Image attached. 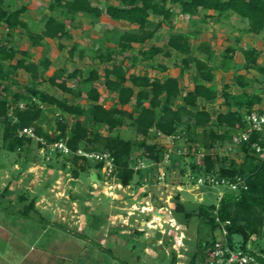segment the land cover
<instances>
[{
    "label": "trees",
    "instance_id": "obj_1",
    "mask_svg": "<svg viewBox=\"0 0 264 264\" xmlns=\"http://www.w3.org/2000/svg\"><path fill=\"white\" fill-rule=\"evenodd\" d=\"M4 1L0 0V24L6 29L5 37L0 38L1 145L7 151L18 154L25 152L34 139L25 133L19 134V130L31 127L35 135L45 141L44 144L34 141L38 148L42 146L47 149V144L62 140L69 153L52 150L51 155L56 158L63 156V167L67 162L74 177H78L81 171L88 173L93 169L96 181H103L102 162L93 161V164L87 165L86 162L90 160L77 154L76 150L106 151L113 159L114 179L120 185L127 186L139 170L133 168L137 159L159 161L162 158L163 143L151 139L149 130L154 128L164 134H179L187 144L190 173H212L229 179L241 176L246 186L238 190L224 189L217 205L199 203L195 211L184 210L179 201V192L174 194V212H183L185 217L199 215L209 225L211 238L197 241L196 250L187 264H206L207 249L217 239L221 226L226 229L225 240L231 247L253 251L248 246L251 236L264 235V152L259 157L251 143L258 140L264 147V134L253 131L248 141L237 146L242 154L241 159L237 161L231 157L226 165L223 161L216 163L218 157L213 148L215 142L230 141L231 135L243 128V115L253 109L255 103H260L261 97L247 91L249 79L243 74H234V82L242 88L240 92L229 91L227 82L217 88L214 82L216 66L210 64L213 50L208 42L202 41L194 47L187 33L176 30L168 32L163 45L151 40L162 23L171 27L175 12L191 17L201 10L205 16L216 17L234 12L246 19L248 31L259 33L264 30V0H104L103 6L93 0H50L48 10L57 13L48 15L38 31L30 30L23 18L22 13L26 10L24 4L10 7L5 6ZM174 6L178 7V11L174 10ZM77 14L87 17L91 23H96L104 14L112 21L128 24L125 28L104 30L105 40L112 41L113 45L103 48L99 44L93 48L90 59L97 60L100 67H90L85 76L80 67L71 70L58 67L45 76L51 59L40 56L32 60L28 49H21L13 42L15 33L22 32L27 35L31 45L39 44L44 38L72 39L71 25L66 20H71ZM59 46L62 44L59 43ZM135 49L129 57L127 52ZM195 50L202 52L203 57L198 56ZM75 51L79 58L84 55L83 46L72 40L68 56L72 57ZM172 52L180 56L177 63L179 76L185 71L193 72L192 87L189 89L180 86L178 75L159 77L130 70L138 59L153 60L157 54L170 56ZM242 53L244 68L258 71L264 82V63L257 60L256 48H245ZM226 54L222 59L227 58L224 57ZM127 57L130 58L129 65L125 61ZM223 63L224 60L221 61ZM156 66L160 70L165 69L162 64ZM18 70L27 72L31 83L25 84L22 90L13 91L8 98L11 84L8 82H16ZM74 78H78L83 86L70 85L68 80ZM41 81H48L71 94L73 99L40 89L37 84ZM96 81L115 94L110 105L101 100V93L94 85ZM216 98H222L226 110L218 109L213 115L210 103ZM21 101L23 107L18 106ZM47 108L59 110L51 130L43 126ZM256 110L264 112V107ZM64 114L71 116L72 120H66ZM123 125L135 131L134 139L113 132ZM198 147L203 148L200 156L196 154ZM136 148L141 151L134 156L132 154ZM179 155H172L171 160ZM45 159L49 160L50 156ZM179 173L184 174L185 169L180 168ZM21 196L26 195L22 193ZM34 203L33 197L23 204L19 212L29 214L35 211ZM257 258L260 264H264L262 255L259 254ZM170 259L174 262V255Z\"/></svg>",
    "mask_w": 264,
    "mask_h": 264
},
{
    "label": "rangeland",
    "instance_id": "obj_2",
    "mask_svg": "<svg viewBox=\"0 0 264 264\" xmlns=\"http://www.w3.org/2000/svg\"><path fill=\"white\" fill-rule=\"evenodd\" d=\"M49 1L50 0H5L4 2L5 6L10 7H17L24 4L26 10L22 13L23 18L28 22L30 30L38 31L48 15L57 13L48 10L47 5ZM93 2L100 6L104 5V0H93ZM175 7L176 6H174V10ZM187 19V16H179V13L175 12L172 17L171 27L166 23H162V26L156 31L151 42L163 45L170 30L185 27L186 29L183 30L188 31L189 28L186 24L181 27V21L189 23ZM66 21L71 25V31L74 36L72 39L44 38L39 44L31 45L30 40L24 32L15 33L14 35V44L18 47L28 49L32 60H37L40 56H48L51 59V65L47 69L45 76L52 73L58 67H64L68 70L74 67H80L82 75L84 76L90 67L94 66L99 69L100 64L98 61H92L90 59L93 54V48L99 44H102L101 46L103 48L107 45H113L112 41L105 40L104 30L113 27H128L127 23L123 21H112L104 14L101 15L96 23H91L87 17L81 14H77L71 20L67 19ZM222 28V31L226 33L230 29V26L223 25ZM5 31V27L0 24L1 39L5 37ZM191 32L192 31H190V33ZM262 32L264 33V30H262ZM72 40H76L79 45L83 46L84 55L81 58L78 57L77 51L74 52L72 57L68 56V47ZM222 40L223 39L220 38V42H222ZM59 43H61L62 46H59ZM220 46H224L223 42L221 45L216 46L220 48L217 53L223 49V47ZM135 51L136 49L127 52V54L130 57ZM218 55L220 54L218 53ZM129 57L125 60L128 65L130 64ZM179 58L180 56L175 52H172L170 56L157 54L153 60L138 59L130 70L135 72L144 71L150 75L159 77L165 76L166 74L178 75L181 86L183 89H186L191 84L193 72L185 71L179 76V67L177 65ZM158 64L164 65L165 69L160 70L156 66ZM220 72L219 69L215 72L216 81L221 74ZM259 77L260 75H258V78ZM15 79L16 82H8L11 83L9 93L7 94L8 98H10L13 91L22 90L25 84L31 83L29 74L24 70H18ZM68 83L73 86L77 84L81 87L83 86V83H79L78 78L69 79ZM94 85L98 87L101 93V100L106 105H110L115 98V94L106 90L99 81L94 82ZM262 85L263 87H261L258 92L261 97H264V83ZM37 86L59 97L66 96L70 100L73 99L71 94L61 91L48 81H41ZM210 106L213 115L218 109L226 110V105L223 104L221 98H216L210 103ZM58 113L59 110L57 109L50 110L47 108L43 126L51 130L55 125L54 117ZM64 115L69 122L72 120L71 116ZM102 132L105 133L106 131L102 130ZM113 132H118L124 138L134 139L136 137L135 131L127 125H123L113 130ZM229 142L230 141H225L223 143H219L218 141L215 142L213 150L217 153V164L223 161L226 165L229 163V158L231 157L237 161L241 159L242 154L238 147L234 146L231 147V149L227 148ZM186 145L187 144L181 138L176 141V147L184 148ZM29 146L36 147V144L33 141ZM140 151V149L136 148L132 155L135 156ZM49 152L50 151L45 152V150L40 147L38 151L34 149L33 156H38L40 160H43L46 158V155H48V157L49 155L51 156V152ZM13 155H15V152L7 151L0 142V173L4 167L3 163L6 162V156L13 157ZM180 155L172 159L169 164H166L164 169H162L163 167H160V165L139 169L138 172L133 175L130 184L127 186L117 184V180H115L114 177L105 179L104 175V181L98 180L92 182L87 171H81L77 177V181L80 184V186H77L80 189L79 192L81 190L84 191L85 187L88 188L90 193H93L90 194L92 198L89 199V202L92 208L89 212H100L98 216L94 214L92 217L87 216L88 223L83 224L80 223V220L81 222L83 221L82 217L84 214L83 207L81 206L83 204L81 200L83 198L82 192L81 196H76V192H74L75 194L73 193V196L70 197V194L65 191L66 196L63 195L61 199L56 202L57 205L53 202L50 204L47 202H43V204L41 202L43 205L47 206L45 207L46 209L52 211V214L49 211H31L29 214H24L19 212V209L22 208L24 203L17 198L16 192H18V190L14 188L15 191H9L10 193L8 192L6 195L5 193L2 194L3 185L0 183V226H2V228H0V264H111L112 259L116 261V263L113 261L112 264H187L191 254L196 250L197 241H204L205 239L211 238L208 232L209 225L202 220L199 215L194 214L185 217L183 212H174L176 201L174 194L177 191L179 192V201L182 202L185 208L184 210L195 211L199 203H215L223 187H198L196 185H191L188 177L190 174V158L186 153H181ZM44 160L47 161L46 159ZM86 164H93V161L90 160L86 162ZM90 167L92 168V165ZM70 168L68 164V166L62 169L64 172L63 174L68 178L72 175ZM180 168L185 169V173L182 175L179 173ZM160 170L165 171L164 181L162 182H158L157 180V174ZM98 173L100 172L98 171ZM101 173L103 174L102 170ZM47 175L48 174H44L42 177L45 178ZM1 177L2 176H0V179ZM44 181H46V179L38 185L39 189L45 186L43 185ZM67 181L69 182L70 180ZM141 182L146 183V185L137 188L141 186ZM57 184L58 183H56V185ZM61 185L63 186L62 183ZM73 187L74 184L71 186L66 185L65 189L72 190ZM135 188L138 189V191L135 192L138 194L135 195V199H131L130 192ZM44 192H46V190ZM115 192H117V196ZM144 196L145 198L151 197L155 202L165 204L166 209L161 207L157 208V211L165 213V217L162 216V219L171 216V223L175 225L172 226L162 219H155L152 222L146 221L145 227H143L144 231H146L144 235L150 238L156 237V240L157 238L159 239L158 242L154 240L150 243V247L152 248L150 251L151 253H155L152 258H148L147 254L143 252L144 245L147 244V241L143 238L141 233L139 234L134 230H131V234L124 236L134 237L133 239H130L124 244H120L119 248L115 251L112 250L111 252V250H107L105 247H110L111 244H103L99 239L101 237L100 232L106 231V222L112 220L116 221L118 217L121 216L118 215V217H113L114 213L115 215H127L130 210L134 211V213L131 214L130 221H132V218L139 219L143 217L144 213L140 211V208L143 209L144 206H142L139 201H142V197ZM136 199L138 200L136 201V206H131V203ZM71 200H75L77 203L74 205L75 209L70 203ZM148 204L152 205L151 202H148ZM147 211L148 210H146V212ZM150 218L153 219L154 217L152 216ZM99 220L103 225L100 229L97 227V222ZM158 221L161 222V224H158ZM132 243H134V246ZM248 246L264 257V235L260 237L252 235L251 240L248 242ZM177 249L181 254L183 253L180 257L176 255ZM172 255L175 257V262H171L170 258Z\"/></svg>",
    "mask_w": 264,
    "mask_h": 264
},
{
    "label": "crops",
    "instance_id": "obj_3",
    "mask_svg": "<svg viewBox=\"0 0 264 264\" xmlns=\"http://www.w3.org/2000/svg\"><path fill=\"white\" fill-rule=\"evenodd\" d=\"M175 11H178L177 6L175 7ZM179 16H183V17L187 16L188 18L187 20L189 23L187 22L184 23L183 21H181V27L183 25L185 26L186 24L189 30L188 31L183 30V29H186L185 27H182L181 29H174V30L187 33L189 35L190 42L192 46L194 47H197V45L202 41H206L210 44V47L213 50V56L210 60V64L216 66L214 69V74L216 71H218V69L219 71H221L220 72L221 74L219 75L217 81H216L217 78L215 74L214 82L217 88H220L223 83L227 82L229 83V87H228L229 91H231L232 93L240 92L242 88L236 82H234V74L235 73L243 74L246 79H249V83L246 86L247 91L255 92L259 94V96L261 97L258 90L261 89V87H263L262 84L264 82L261 81L262 80L261 76L258 78V75H259L258 71H256L253 68H248V69L244 68L243 66L244 57H243L242 50L248 47L256 48L257 60L259 62L264 63V33L262 31L259 33L248 31L246 19L241 18L238 14L234 12H228L227 14L216 17L215 15L205 16V14H203V10H201L198 14H195L191 17L186 14H180V13H179ZM223 25L230 26V29L226 33L222 31ZM190 31L192 32L190 33ZM220 38L223 39L222 42L224 46H220V47H223V49L218 52L220 54L218 55L217 51L220 48L216 46L221 45L222 42H220ZM48 39H51V38H48ZM158 45H162V44H158ZM21 49H26V48H21ZM195 53L200 57H203L204 55L202 52H198L197 50L195 51ZM225 53L227 54L224 57H227V58L222 59L223 58L222 56ZM222 60H224L223 64H221ZM191 87H192V80H191V84L186 89H189ZM258 107H264V97H261L260 103L254 104L253 109H258ZM33 148L38 151L40 147L38 148L37 146L36 147L28 146L25 152L23 153L21 152V154H18L17 152H15V155H13V157L6 156V162L3 163L4 167H3L2 172L0 173V176H2L0 179V183L3 185L2 194L5 193L6 195L9 191H12V190L15 191L14 190L15 188L18 190V192H16L17 198L23 203H27L29 199L34 197L35 199L34 204H35V209H36L34 212L49 211L51 213L52 211H50L49 209H46L45 207L47 206L43 205L44 204L43 202H47L48 204L53 202L55 205H57L56 202H58L59 199H61V197L65 195V191H67V193L70 194V197L73 196L74 192H76V196L78 195L81 196V192H82L83 198L81 200L84 205L82 204L81 206L83 207L84 214L82 217L83 221L81 222L80 220V223L81 224L88 223L87 216H91V217L94 215L98 216L100 212L98 213L89 212L90 209L92 208V205L89 202V199L92 198L90 194H93V193H90L89 189L86 187L84 191L81 190L79 192L80 189L77 186H80V184L77 181V177H74L71 175L69 179L68 177H66V175L63 174L64 173L62 171V169H64L63 156H58L56 158L52 155L51 156L49 155L50 156L49 160L45 161L44 160L45 158L44 159L42 158L43 160H40L38 156L36 157L33 156L34 154ZM44 150L45 152H48L47 149L44 148ZM65 165L68 166V163L66 162ZM44 174H48L47 177L45 178L42 177ZM88 176L92 180V182L96 181L95 180L96 174L93 169L89 170ZM44 179H46V181H44V184H43L45 186L39 189L38 185H40V183L43 182ZM67 180H70V181L68 182ZM56 183L58 184L56 185ZM61 183L63 184V186L61 185ZM72 184H74V187L72 188V190L65 189L66 185L71 186ZM140 185L141 186H138L137 188L143 187L144 185H146V183L141 182ZM137 188L133 189L130 192L131 199L136 198L135 195L138 194V193H135L138 191ZM45 190L46 192H44ZM50 192H53V193H50ZM22 193H24L26 196L25 197L21 196ZM115 193L117 196V192ZM136 201L138 200L137 199L134 200L131 203V206H136ZM139 202H141V205L147 206L148 209H150L151 206H154L153 210L142 212L144 213L145 217L143 216L139 219L132 218V221H130L131 214H133L134 211H131V210L128 211L127 215L126 214H116L115 215L114 213L113 217L115 216L118 217V215H121V216H119L116 221L112 220V221L106 222L105 224L106 231L100 232L101 237L99 239H100V242L103 244H111L110 247H105L107 250H111V252L112 250L115 251L116 249L119 248L120 244H124L130 239H133L134 237H124V236L131 234V230H134L135 232H138L139 234L141 233L143 238L147 241V244L144 245L143 252L147 254L148 258L153 257L155 253H151L150 250H152V248L150 247V243L156 240V237L150 238L144 235L146 231H144L143 227H145L146 221H148L150 217L152 216L154 217L152 221H154L155 219H162V216L165 217V213H160L157 211L158 207H160L161 205H165V204H161L160 202H155L151 197L145 198V196L142 197V201H139ZM148 202H151L152 205L148 204ZM70 203L73 205L75 209L74 205L77 204L76 201L71 200ZM99 221L97 222L98 229L103 227L102 222L100 221L101 222L100 223ZM158 224H161V222L158 221ZM0 228H2V226H0ZM218 236H219V232H218L217 238ZM156 241L158 242L159 239L157 238ZM181 243L183 244L182 241ZM132 244L134 246V243ZM208 250L209 248L207 249V251ZM176 251H177L176 253L177 257L178 256L180 257V255H183V253L181 254V252H179L178 249ZM111 261L112 263L113 261L114 263H116V261L113 259Z\"/></svg>",
    "mask_w": 264,
    "mask_h": 264
},
{
    "label": "built area",
    "instance_id": "obj_4",
    "mask_svg": "<svg viewBox=\"0 0 264 264\" xmlns=\"http://www.w3.org/2000/svg\"><path fill=\"white\" fill-rule=\"evenodd\" d=\"M23 105L24 103L22 101L18 103L19 107H23ZM243 122H244L243 128H239L236 132H234L231 135V140L229 142V145L227 146L228 149H231V147L234 146L237 147L238 145H241L243 142L248 141L253 131H258L264 134V112H259L256 109H251L250 111L246 112L243 115ZM22 133H25L30 137H32L34 141H40L42 144L45 143V141L41 137L35 135L31 127H23L21 130H19V134ZM149 135L151 139L163 143L164 151L162 158L159 161L137 159L136 163L133 165V168L135 170L148 168L154 165H160V167L162 166L163 167L162 169H164V166H166V164H169V162L171 161L172 155L174 154L178 155L187 152V147L184 148L176 147V141L180 139L179 134L176 133L164 134L159 130L151 128L149 130ZM251 147L254 148L255 152L258 154L259 157L263 156L264 147L262 144L258 142V140L253 141L251 143ZM41 148L43 147L41 146ZM46 148L48 151L57 150L64 154L69 153L68 147L65 145V143L62 140H58L53 143L47 144ZM76 153L92 161H96V162L101 161L102 162L101 170L103 172L105 179L113 177L112 174L114 169L113 159L108 152L94 151V150L88 151L79 148L76 150ZM196 154L198 156L202 155L203 148L198 147L196 150ZM45 157L48 158V155H46ZM164 176H165V171L160 170V172L157 174L158 182L164 181ZM188 177L190 179V184L196 185L198 187L222 186L223 190L220 191L218 194L217 201L215 202L216 205L218 204V201L222 196L224 189L238 190L241 187L243 188L246 187L245 180L241 176H236L233 179H229L226 177H219L212 173H205V174L190 173ZM116 183L119 184L118 182ZM142 206H144V208L143 209L140 208L141 212H144L146 210L148 211L153 210V206H151L150 209H148L147 206L145 205ZM161 207H164L166 209L165 205H161L158 208ZM162 220L167 221L172 226L175 225L171 223V216ZM148 221L152 222V219L150 218ZM218 232H219L218 238L215 240L213 245L208 250L206 257V264H260V261L257 258L259 253L255 251L249 252L243 250L240 247H231L225 240L226 229L223 226H221Z\"/></svg>",
    "mask_w": 264,
    "mask_h": 264
},
{
    "label": "bare ground",
    "instance_id": "obj_5",
    "mask_svg": "<svg viewBox=\"0 0 264 264\" xmlns=\"http://www.w3.org/2000/svg\"><path fill=\"white\" fill-rule=\"evenodd\" d=\"M150 225V224H149Z\"/></svg>",
    "mask_w": 264,
    "mask_h": 264
}]
</instances>
